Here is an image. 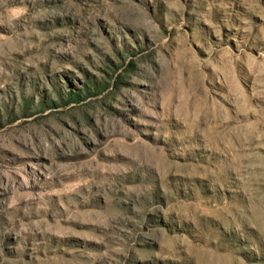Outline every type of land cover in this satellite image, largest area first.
<instances>
[{
    "label": "rangeland",
    "instance_id": "1",
    "mask_svg": "<svg viewBox=\"0 0 264 264\" xmlns=\"http://www.w3.org/2000/svg\"><path fill=\"white\" fill-rule=\"evenodd\" d=\"M0 264H264V0H0Z\"/></svg>",
    "mask_w": 264,
    "mask_h": 264
}]
</instances>
